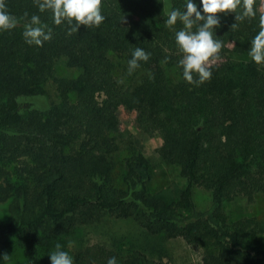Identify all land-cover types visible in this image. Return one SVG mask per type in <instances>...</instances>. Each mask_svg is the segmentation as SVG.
<instances>
[{
  "label": "trees",
  "instance_id": "trees-1",
  "mask_svg": "<svg viewBox=\"0 0 264 264\" xmlns=\"http://www.w3.org/2000/svg\"><path fill=\"white\" fill-rule=\"evenodd\" d=\"M186 3L102 0L105 20L72 31L74 20L54 24L52 10L40 11L36 0H3L16 24L0 29V203L9 213L0 221V264L14 251L23 256L17 264H50L57 244L71 246L64 251L73 264L111 257L117 264H167L165 243L174 238L200 248L202 264H264V224L225 209L264 190V63L249 55L264 0H253L254 15L243 20L242 5L217 14L213 38L222 47L206 62L211 78L199 85L184 80L179 65L184 53L175 32L183 23H165ZM33 15L52 30L41 46L23 37ZM136 48L149 59L129 74ZM113 56L125 61V78ZM49 83L56 99L44 106ZM120 115L160 136V159L184 180L178 193L150 189L148 159L132 140L119 143ZM197 187L209 193L202 209L193 198ZM105 216L133 222L136 235L109 244L76 239V231Z\"/></svg>",
  "mask_w": 264,
  "mask_h": 264
},
{
  "label": "clouds",
  "instance_id": "clouds-1",
  "mask_svg": "<svg viewBox=\"0 0 264 264\" xmlns=\"http://www.w3.org/2000/svg\"><path fill=\"white\" fill-rule=\"evenodd\" d=\"M40 11L50 9L53 12V22L60 25L64 20L69 24L74 20L76 27L72 31H78L81 25L86 27L99 26L105 16L101 12L102 0H36ZM253 0H200L198 6L193 0H187L185 11L173 9L168 13L166 26L171 28L179 19L184 28L175 32V41L182 53L183 58L179 61L182 68L184 80L197 85L211 78V72L206 67V62L210 57L217 54L222 45L221 42L213 38V29L219 25L218 13L231 12L238 6L243 7V13L238 17L243 20L254 15L252 9ZM3 0H0V29L14 28L16 20L7 12L3 11ZM27 15V14H25ZM193 16L195 20H193ZM203 20L204 23L198 26L196 32L190 31L196 21ZM234 24L232 27H235ZM260 30L251 40L249 55L256 64L264 63V16L259 20ZM47 25H41L39 16L33 15L31 21L25 24L23 37L29 45L41 46L44 41L52 38V30L45 29ZM149 54L141 48H136L132 52V58L128 61V72L140 66L139 61H148ZM193 73L198 74V79L194 81ZM61 245L55 246L56 250L48 256L50 264H73V258L68 252L61 250ZM3 258L8 259L4 254ZM107 264H117L116 258L108 259Z\"/></svg>",
  "mask_w": 264,
  "mask_h": 264
},
{
  "label": "rangeland",
  "instance_id": "rangeland-1",
  "mask_svg": "<svg viewBox=\"0 0 264 264\" xmlns=\"http://www.w3.org/2000/svg\"><path fill=\"white\" fill-rule=\"evenodd\" d=\"M113 61L116 64L117 76L125 78L127 73L126 63L122 57L113 56ZM62 69V67L59 68ZM58 71V72H59ZM67 70L65 71V73ZM69 72V71H68ZM49 97L42 102L44 106L52 99H56L55 90L52 83L48 84ZM121 116V127L117 132V137L121 147L127 140H132L136 147L143 153L150 163L152 180L149 183L152 191L165 190L178 193L183 187L184 180L179 175L178 168L173 165L164 163L157 153L158 147L162 140L159 135H148L140 130L137 124L130 118ZM121 153V151H119ZM116 173V181H119L118 167ZM119 170V172H118ZM194 202L198 208H205L209 203V193L201 187L194 190ZM225 209L232 218L240 216H254L262 224H264V190L257 194L251 201L244 197H239L225 204ZM9 217L7 202L0 203V221H5ZM137 229L135 224L129 220L118 219L114 216H105L96 226H87L76 231V239L84 243H111L114 237L136 235ZM74 242V240L72 241ZM71 246L64 247L70 249ZM23 261V256L20 251H14V255L6 264H17ZM163 261L167 264H202L200 248L190 247L181 238L169 239L165 243V254Z\"/></svg>",
  "mask_w": 264,
  "mask_h": 264
}]
</instances>
